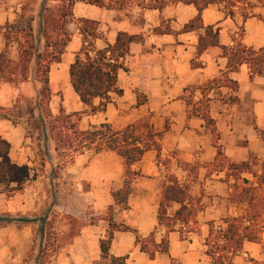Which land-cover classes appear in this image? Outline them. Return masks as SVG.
<instances>
[{
	"label": "crops",
	"instance_id": "crops-1",
	"mask_svg": "<svg viewBox=\"0 0 264 264\" xmlns=\"http://www.w3.org/2000/svg\"><path fill=\"white\" fill-rule=\"evenodd\" d=\"M104 1L111 7L99 8L86 3H76L73 9L74 18L68 25L72 40L61 62L51 67V99L57 98L55 95L59 94L58 90L64 85L68 95L79 101L76 108H68L64 104L65 110L73 113L81 111L85 106L70 81V68L83 48L81 20L100 24L101 38L96 41L97 50L115 44L120 33L137 36L141 40L131 45L130 54L123 62L124 69L119 72L118 88L123 91V95L115 96L116 99L108 105L104 114V126H109L113 131H120L149 115L155 131L162 135L159 137L160 150L146 153L141 162L131 166L115 153L94 161L87 160L86 155H80L73 160L72 166L67 170L83 177V182L88 180L90 186L79 193H68L67 199L64 194H59V197L67 200V205H55L53 209L64 213L80 226L79 230L73 233L75 231L68 225L66 233H72L70 243L48 264H111L102 258L100 248L101 240L109 235L111 225L130 229L129 232L115 231L110 249L112 256L127 258V264H171V258L175 255L180 257L183 264H210L205 261L201 263L202 253L195 252V245L182 239L178 231L168 234L170 255H158L155 260H151L141 251L137 245V236L148 238L152 234L155 235L160 228L158 209L163 192L172 178L177 179L187 193L203 207L196 215V224L200 226L202 234H192V240H197L194 243L206 240L210 224L246 215L247 207L243 200H230L232 190L229 185L232 183L224 181L230 170L210 173L208 169V165L216 160L218 150L214 145V137L200 113L204 108L209 110L220 136L219 146L231 164H250L253 169H257L259 164L262 169L264 76L252 75L247 65L231 71L229 60L223 56L219 47L199 54L198 45L201 37L205 35V30L182 33L185 26L199 15L193 5L173 4L171 0H165L161 1L166 3L162 11L137 5L138 11L128 16L116 6L114 0ZM56 2L57 0H35L34 10L28 16L25 0H0V54L9 48L6 38L4 39L5 35L29 29L35 32L41 26L44 27L43 8ZM233 14L229 16L222 5H211L203 12L204 26L221 29L222 47H232L234 39H239L248 48L257 51L263 49L264 0L261 7L250 13L251 18L246 21L240 18L237 11ZM140 17H143V25L136 22ZM163 22L170 27L173 34H157L156 29L160 28ZM240 26L244 27L245 32L242 38L238 35ZM41 31L42 28L39 35ZM41 39L44 44L40 51L45 45L42 36ZM10 60L19 64L20 54L13 55ZM221 80L236 83L238 90L219 87L217 83ZM39 84L33 62L27 81L20 82L17 87L7 82L0 85V108H12L20 96L21 88L28 89L31 85ZM138 96L148 100V103L139 109L136 108ZM192 111H195L196 115L189 117L188 114ZM0 125V139L8 140L11 144L10 139L4 135L6 129L10 133L13 131L10 121L0 120ZM158 156L166 160L169 178L163 176L162 171L166 167L163 164L158 166ZM190 167L199 168L197 175H191L188 170ZM128 171L136 173L130 196L126 202L117 203L114 194L127 188ZM250 173L246 170L241 173L244 187L256 186L252 181L248 182ZM261 174H264L263 170ZM162 180L167 182L166 185L163 183V188ZM69 187L71 188V183ZM27 191L28 189L14 192L13 196L0 193V264H20L31 250L34 223L13 220L17 215L24 218L32 211H38L36 205L24 199ZM240 195L239 193V199ZM180 208L181 205L174 203L169 215L173 216L171 212L176 214ZM164 235L165 232L157 234L156 242L161 243ZM261 239V244L246 242L244 256L264 263V233ZM45 241L46 234L42 236V242ZM33 262L40 264L37 260Z\"/></svg>",
	"mask_w": 264,
	"mask_h": 264
},
{
	"label": "trees",
	"instance_id": "trees-1",
	"mask_svg": "<svg viewBox=\"0 0 264 264\" xmlns=\"http://www.w3.org/2000/svg\"><path fill=\"white\" fill-rule=\"evenodd\" d=\"M57 2L59 3L58 9L53 10L50 7H44L42 11L44 27L41 36L45 41L43 50H38L33 31H28L25 34V43L20 49L19 64H14L7 54H0V79L10 84L25 82L28 80L30 65L35 62L36 75L41 84L42 111L45 117L51 120L50 129L59 152L62 148H74V144L79 142L83 147L82 149L89 150L95 147L98 152L115 153L124 158L128 166L141 162L146 153L160 150V135L155 131L149 115L142 117L120 131H113L109 126H104L102 130L94 132L74 131L73 125H76V123L69 125L68 121L75 115H65V117L61 115L56 119L51 117V67L61 62L72 40L68 25L74 18L73 9L76 3H86L99 8L111 7L107 6L104 0H57ZM171 2L173 4L193 5L199 11V15L186 25L182 31V33H191L205 30V35L201 37L198 45L199 54L210 48L219 47L223 51V56L229 60L231 71H236L240 66L247 65L252 75L264 76V48L258 51L248 48L239 39H234L235 43L232 47H222L220 45L221 29L216 27L206 28L204 26L202 15L209 6L226 3L231 5L232 8H236L239 4H242V0H171ZM165 6L166 3L161 2L158 5L145 8L162 11ZM230 15H234L232 11ZM249 18H251L250 15H247L244 20L246 21ZM80 24V34L83 37L81 55H84V58L78 56L70 68L71 85L85 106L93 107L94 102L99 100L101 106L99 110L94 108V112H105L111 94H123V91L118 88L119 72L124 69L123 62L130 54L131 45L141 39L127 33H120L115 44L108 45L103 50H97L96 41L101 38L99 33L100 24L90 20H81ZM156 32L158 35L173 34L165 22L162 23L160 28L156 29ZM9 36L5 35L7 47H9ZM219 83H217L219 87H230L234 91L238 90L237 84L230 80ZM193 115H196L195 111L188 114L189 117ZM200 116L212 133L214 145L218 150L216 160L208 165L210 173L234 170L237 174L234 178L239 179L238 173L241 175L245 165L231 164L226 158L219 146L220 136L214 126L209 110L207 108L202 109ZM68 126H71V130H68ZM70 131L72 132L71 136H69ZM80 149L74 151L71 155L72 158ZM11 150V144L0 139V185H4L6 188H11L14 185L16 188L12 190L16 192L23 190L27 183L35 180L36 175H33L32 169L28 165L15 163L11 157ZM133 179L134 175L130 173L129 180L126 182L127 187ZM226 182L229 183V181ZM229 186L232 190L230 200H241L237 195L238 185L230 184ZM174 203L181 205V208L174 216H170L169 210ZM202 210L203 207L187 193L177 179L172 178L169 186L163 192L159 205L160 224L166 226L169 232H174L175 227L181 222H183V226L188 227L191 223H196V215ZM263 218L264 198L254 202V206L250 208L245 216L227 218L223 221L222 226L212 227L209 236L205 240V246L208 248L207 253L212 260V264H234V259L244 254V244L246 242L261 244L260 232ZM115 231L129 232L130 229L111 225L109 235L100 243L102 258L110 261L111 264H127V258H116L110 254ZM137 245L151 260H155L158 255H169L171 248L169 239L164 238L161 243H157L154 234L148 238L137 236ZM250 262L252 264H264L254 259H250Z\"/></svg>",
	"mask_w": 264,
	"mask_h": 264
},
{
	"label": "rangeland",
	"instance_id": "rangeland-1",
	"mask_svg": "<svg viewBox=\"0 0 264 264\" xmlns=\"http://www.w3.org/2000/svg\"><path fill=\"white\" fill-rule=\"evenodd\" d=\"M56 1V0H53ZM112 1V0H111ZM117 7L124 10L125 13L129 16L131 13L137 12V5H141L142 7H149L153 5H158L161 1L165 0H114ZM26 6L25 9L29 13L34 10V3L35 0H25ZM164 3V2H163ZM263 4V0H256L255 2H251L250 0H242V4L238 5L237 7H241L239 10H235L231 7V5L223 3L222 6L225 8L227 14L229 16L230 12L239 14L240 18H243L250 13H254L256 8L261 7ZM50 8L53 10L58 9L59 3H50ZM139 24L143 25V17L137 20ZM31 24V21L29 22ZM79 25V24H78ZM241 25V24H240ZM43 29V26H41ZM40 29H36L37 31L29 29L22 32H14L11 34L10 41H9V48L7 51H4L7 54L8 58L14 55L16 56L17 53L20 54L21 46L25 43V34L28 31H33L35 38H36V45L38 50L40 51L43 46V40L41 39V34L39 35ZM52 30V27H51ZM69 33L71 34L70 30L68 29ZM244 27L240 26L238 35L240 38L244 37ZM5 39V36H4ZM82 53L78 54L79 57L84 58ZM15 64L17 62H14ZM35 64V62H34ZM17 65V64H16ZM223 81V80H222ZM220 81V82H222ZM5 83V81H0V85ZM20 83H13V86H19ZM220 84V83H219ZM64 85L60 87L59 94L55 95L57 98L51 99V113L52 118L56 119L63 115H75L71 120L68 121L69 125L76 123L73 125L74 131L77 132H94L98 130H102L104 128V114L106 111L101 113H95L94 108L99 110L101 106V102L96 100L94 102L93 107L84 106L81 111L78 112H70L68 113L65 110L64 104L69 108H76L78 105V99H75L68 95V93L64 90ZM24 91V92H23ZM57 91V92H58ZM53 94V91H52ZM123 95V94H122ZM122 95H111L109 99V103L106 106V110L109 104H111L116 98L115 96H122ZM233 99V98H232ZM54 101V103H53ZM193 101V100H192ZM194 102V101H193ZM53 103V104H52ZM148 103V100L142 96H138V101L136 108H140ZM129 107V106H128ZM51 118V119H52ZM0 120L10 121V126L12 128V132L10 133L9 130H5L4 133L5 137L10 139L12 150H11V157L13 161L20 165H28L32 169L33 175H36V179L32 180L31 182L27 183L24 186V189H28L25 195V200H28L30 204L36 205L38 211L34 210L24 218H21L20 215H17L13 218L14 221H23L25 223H34L33 224V243L31 244V250L24 259V261L20 262V264H34V260H37L40 264H48L51 262L52 258L58 254V252L64 248L72 238V233H66V229L68 225H71L73 233H76L79 230V223L72 221L71 218L66 216L64 213H60L57 210H54V206H60L61 204L65 203V200L68 198V193H79L83 190L89 189L90 182L87 180L83 182V177H80L78 174L70 173L67 170L70 166H72L73 160L80 156L86 155L87 160L94 161L99 157L111 155L114 153L108 151L98 152L96 151L95 147L91 149H82L83 147L79 142L74 144V148H62L61 152L57 150V143L55 141L54 135L50 129V121L47 119L42 111V103H41V84L31 85L28 89L21 88L20 96L17 98L16 103L10 109H1L0 108ZM71 126H68V130H71ZM1 129V125H0ZM8 134V135H6ZM72 135V132H69V136ZM264 135V133H263ZM160 134V138H161ZM8 141V140H7ZM81 148L77 154H75L74 158H72V154L75 150ZM61 156V157H60ZM163 164L166 169L163 172V176L169 178V173L167 174L168 165L164 158H160L158 156V166ZM256 165V163H254ZM244 170L247 172H251L248 182L253 183L256 185L254 187H244V178L243 175L238 173L239 179L236 180L234 178L237 174L234 170H230L229 174L225 176L224 181H231L232 185H238L237 195L241 194L240 198L245 202V206L247 207L246 211L248 212L250 208L254 206V202L257 200H261L264 198V174H261V170L264 171V164L261 169V165H257V169H253L250 164H246L244 166ZM188 170L191 172V175H197L199 168L190 167ZM243 170V171H244ZM131 171V170H130ZM128 171L127 174L128 178L131 175L136 173ZM244 174V173H243ZM231 176L233 177L231 179ZM127 180V179H126ZM129 180V179H128ZM127 180V181H128ZM241 180V181H240ZM133 181V180H132ZM130 181L129 186L125 188L124 191L115 193L114 198L117 203L126 202L129 198V194L131 191V184ZM241 182V183H240ZM69 183H71V188L69 187ZM166 180H162V188ZM23 189V190H24ZM6 193L8 196H13L15 193L13 192L12 188H6L4 185H0V193ZM59 194H64L63 196L66 198L59 197ZM63 200V201H61ZM67 202V200H66ZM67 205V203H65ZM39 205V206H38ZM36 207L34 209H36ZM173 216L175 215L174 212ZM247 214V213H246ZM245 216V215H244ZM94 220V219H93ZM223 220V219H222ZM183 222L179 223L174 231H178L182 237V239H186L190 241L191 244L194 246V251L198 253H202V260L201 263L209 262L212 263L211 258L209 257L207 251L208 248L205 246V241L196 242L197 240L193 241L192 238L194 235L200 236L201 228L198 223H191V225L183 226ZM223 222L220 221L214 225L210 224L208 228V232L212 227H220L222 226ZM262 229H264V218L262 221ZM42 232V233H41ZM165 232L164 238H168L169 229L160 224V228L155 233V238L157 234H162ZM264 233V230H261L260 235ZM46 234V241L42 242V236ZM163 238V239H164ZM195 239V238H194ZM170 255V253H169ZM167 255V256H169ZM158 257V256H157ZM251 257H246L242 254L239 257H236L233 261L234 264H252L250 262ZM110 262V261H109ZM192 261L190 260L189 263ZM13 263V262H12ZM111 263V262H110ZM13 264H16L14 262ZM97 264H104L97 263ZM171 264H183L180 257L175 255L171 258Z\"/></svg>",
	"mask_w": 264,
	"mask_h": 264
}]
</instances>
